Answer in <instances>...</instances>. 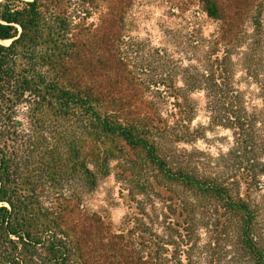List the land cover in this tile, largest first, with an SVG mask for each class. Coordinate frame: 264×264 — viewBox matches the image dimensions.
<instances>
[{
	"label": "trees",
	"instance_id": "1",
	"mask_svg": "<svg viewBox=\"0 0 264 264\" xmlns=\"http://www.w3.org/2000/svg\"><path fill=\"white\" fill-rule=\"evenodd\" d=\"M200 1L218 34L190 44L197 64L178 66L162 50L140 54L124 5L92 29L93 0H0V264H82L66 221L96 186L90 165L116 154L140 214L153 210L151 226L131 220L150 229L156 251L189 242L178 264H264V33L254 18L252 34L234 35L226 9ZM193 92L203 93L209 125L230 132L216 158L179 147L202 136L191 128ZM197 232L208 239L201 247Z\"/></svg>",
	"mask_w": 264,
	"mask_h": 264
},
{
	"label": "rangeland",
	"instance_id": "2",
	"mask_svg": "<svg viewBox=\"0 0 264 264\" xmlns=\"http://www.w3.org/2000/svg\"><path fill=\"white\" fill-rule=\"evenodd\" d=\"M217 1L226 9L230 17V30L234 35L239 30L252 34L254 18H259L264 33V0ZM92 4V9L87 16L88 24L92 29L110 25L108 13H121L126 37L141 43L143 49L140 52L141 55L148 54L150 48L162 50L168 55L172 64L175 63L178 66L197 64L196 58L199 52L191 48L190 44L198 46L194 43L200 42L201 39L212 40L218 34L221 24L207 16L200 0H93ZM121 5H124V10L119 13V10H122ZM245 45L244 42L241 43V51L245 50ZM219 50H223V45H220ZM262 56L264 59V51ZM233 59H239L238 55L234 54ZM131 60L133 61V58ZM242 75L243 73L238 71L237 79ZM91 79L97 80L93 75L90 76ZM175 84L182 85L180 75L175 76ZM245 88L241 83L239 89ZM247 89L250 92H256L255 85H250ZM190 96L196 107L191 128H201L202 136L190 144L180 143L179 147L199 150L206 157L216 158L219 154L226 152L230 146V132L209 125L202 92H193ZM250 102L260 106V101L256 98ZM170 107L166 104L161 109L163 116ZM113 146L117 149V147H124V144L116 141ZM125 149L128 151L127 147ZM125 155L127 159H134V154ZM115 156L108 158L105 164L95 161L90 165L97 176L96 186L83 196L79 205H75L66 221L67 227L71 229L70 233L76 239L82 264H178L179 260L184 262L183 250H187L189 242L187 245L186 242L177 246L167 245L163 250L160 248L156 251L150 229L139 232L137 224L140 222L131 220L132 217L143 219L147 225L151 226L146 216L154 213L147 205L144 208L147 215L140 214L136 203V200L141 199L140 196L129 195V186L117 176L120 170L127 171L130 167L128 164L117 167L120 161L117 159V154ZM128 172H124V176H128ZM134 172L136 173L135 169ZM257 196L258 202L264 204V187ZM155 206L159 214L163 212L160 202L156 201ZM159 214V221H164ZM152 229L159 235H165L160 224L152 226ZM197 234L199 238L195 239L194 244L201 247L207 243L208 239L203 232H197ZM225 248L231 252V245L228 243ZM198 262L205 264L203 260Z\"/></svg>",
	"mask_w": 264,
	"mask_h": 264
},
{
	"label": "bare ground",
	"instance_id": "3",
	"mask_svg": "<svg viewBox=\"0 0 264 264\" xmlns=\"http://www.w3.org/2000/svg\"><path fill=\"white\" fill-rule=\"evenodd\" d=\"M8 42V41H7Z\"/></svg>",
	"mask_w": 264,
	"mask_h": 264
}]
</instances>
